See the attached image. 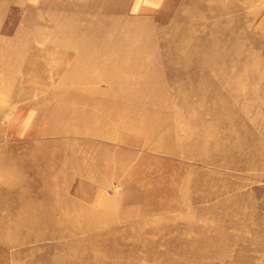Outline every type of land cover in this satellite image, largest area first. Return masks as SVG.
<instances>
[{"label":"rangeland","instance_id":"1","mask_svg":"<svg viewBox=\"0 0 264 264\" xmlns=\"http://www.w3.org/2000/svg\"><path fill=\"white\" fill-rule=\"evenodd\" d=\"M227 2L237 9L224 15ZM6 5L0 264H264V0H160L150 10L126 0ZM66 38L75 43L62 46ZM96 48L102 60L123 62L99 73L89 64L90 75L134 67L124 109L104 99L124 85L69 76ZM76 89L88 97L70 94ZM94 95L104 98L90 105ZM106 111L151 119L114 127L116 143L86 135L96 123L110 130ZM36 228L52 236L35 240Z\"/></svg>","mask_w":264,"mask_h":264},{"label":"bare ground","instance_id":"2","mask_svg":"<svg viewBox=\"0 0 264 264\" xmlns=\"http://www.w3.org/2000/svg\"><path fill=\"white\" fill-rule=\"evenodd\" d=\"M237 6H236V4L235 3H229V2H227V3H225V4H222L219 8H218V10L220 11V13H223L224 15L226 14V13H228V12H230L231 10H235V8H236ZM237 9V8H236ZM99 36V38H102V37H104L105 36V34H100V35H98ZM184 38H185V40H186V38H187V33H184V36H183ZM29 38V37H28ZM57 38V36L55 37L54 36V39H56ZM99 38H94V39H99ZM85 40V39H84ZM84 40L81 38L80 39V42H78V45H82L83 44V42H84ZM126 40V39H125ZM32 41H33V38L31 39V38H29V40H28V42H30V43H32ZM56 41V40H55ZM63 44H61L62 46H64V47H67V46H71L72 44H74L73 42H72V38H66L65 40L63 39ZM106 42H108V41H106ZM116 42V41H115ZM131 42V41H130ZM129 43V42H128ZM108 44V43H107ZM119 45V44H118ZM137 45V44H136ZM136 45H132V46H136ZM158 45V44H157ZM158 46H160V45H158ZM157 46V47H158ZM198 46H200V45H198ZM150 47V46H149ZM126 48H128V47H126ZM97 49V48H96ZM104 49H106V48H104ZM103 49V50H104ZM137 49H139V48H137ZM161 49H162V47H161ZM125 49H123V51L121 52V54H125L126 56H130L131 54H132V52L131 51H128V50H126V51H124ZM177 50H178V52H180V53H182V47H177ZM203 50L206 52V54H207V56H208V58L212 55V53L214 52V50H213V48H211V49H206V48H203ZM195 51V50H194ZM131 52V53H130ZM150 52V51H149ZM88 53H90V57L89 56H87L88 58H89V62H87V63H85V62H83V58L82 57H80L79 55V61H78V63H77V66L76 67H73L72 68V70H70V77L71 78H74V80L76 79L77 81H81V82H94V83H99V82H102L104 79H105V81H107L108 82V84H113L114 86H118V85H120V86H123L124 85V87H123V89H122V91L121 92H119V93H117L116 92V94H115V96L113 97H111L112 99H107L106 97L104 98V97H102V95L101 96H99V97H97L96 95H94V96H92L90 99L88 98L87 100H89V104L91 105V99H93L94 97H97V98H104L105 99V101H107V103H105L106 104V106L108 105V106H119L120 108H123L124 109V106L127 104L126 102H125V99L124 98H128V96H130V95H133V94H131V91H130V89L127 87V85H125L124 83H125V81L127 82V81H129L130 80V76L132 75L131 73H132V71L134 70V67H132V69H131V71H130V73L127 75H125L124 74V72H121V71H119V72H116V71H108V73L106 74V77H104L103 75H101V74H95L94 76H92V75H90V72L89 71H91L90 69H89V67L92 69L93 68V66L94 65H89V64H93V63H96V67H97V72L99 73L100 72V70H101V72H103L104 70V68H106L108 65H122V62H123V60H122V58H118V57H113V58H111V59H109V61L108 60H106V61H104V60H102L101 58H100V55L99 54H101V53H103V51L101 52L100 50H95V49H92V50H90V51H88ZM29 54V53H28ZM145 54H147V53H145ZM182 55V54H181ZM34 56H36V55H33L32 56V58H31V60L30 61H32V60H35V58H34ZM187 56V55H186ZM44 57V56H43ZM125 58V57H124ZM146 58V57H145ZM207 58V57H206ZM27 59H30V57H27ZM107 59V58H106ZM149 59H151V57H149V58H147L146 59V61L144 62V66H147L148 65V63H149ZM24 61H27V60H24ZM29 61V62H30ZM184 64V63H183ZM182 64V65H183ZM76 65V64H75ZM87 65V66H86ZM88 67V68H87ZM111 67V66H110ZM182 67V66H181ZM85 68H87V69H85ZM77 70V71H75V70ZM85 69V70H84ZM136 70V69H135ZM135 72V71H134ZM78 75V74H80V75H78V76H75V75ZM145 81H151L152 82V80H150V79H148V80H145ZM130 84L128 83V86H129ZM144 87H147L144 83L140 86V88L141 89H143ZM129 91V92H127V91ZM88 92V91H87ZM87 92H81L80 90H78V89H76L75 91H73V92H71L70 94H73V95H76L78 98L80 97L79 95L81 94V97H83L84 99L85 98H87L88 96H87V94H85V93H87ZM89 93V92H88ZM67 95V94H66ZM90 95V94H89ZM114 98H117L116 100L114 99ZM114 99V100H113ZM86 103H85V101H84V105H85ZM131 104V103H130ZM88 105V104H87ZM128 105V104H127ZM105 106V108H107ZM132 106H136V103L134 102V103H132ZM107 110H110V109H107ZM244 110L245 111H247L248 112V110H247V108H244ZM129 116H127L125 113L119 118V117H117V118H114L112 115H111V112L109 111V112H105V114L104 115H106V116H104L103 118H105V122H102V119H101V122L102 123H106V122H110V123H113V125L111 124V128H110V130H108V131H104L103 129H101L100 127H99V125L96 123V126H94V127H92V129H90L89 131H85L84 130V132L86 133V135H88V136H96V137H99V138H101V139H104V140H108V141H113V143H116V130L114 129V127H117V126H123L124 124H127L129 121H131L132 122V124L136 121V123H137V125L139 126V127H141V128H145V127H147V125H148V120L149 119H151V114H148V113H146L145 111H136V112H134V113H127ZM153 114V113H152ZM131 116V117H130ZM93 119H94V121H96V122H98L99 121V117L98 116H95V117H93ZM102 123H100V124H102ZM110 123H107V124H110ZM103 125V124H102ZM132 126H134V125H132ZM90 139V138H89ZM80 226H78L77 225V227H72V228H68V229H66V228H59L58 229V231H57V233L59 234V235H63V236H65L69 231H73V232H76L77 231V229L79 228ZM39 230H40V228H36L35 230H33L31 233H32V237L36 240H39V239H46V238H50L52 235H49L50 233H48V232H46V231H40L39 232ZM27 236V235H26ZM114 248V247H113ZM129 249H136V246L135 245H131V246H129L128 247ZM138 249V248H137ZM115 250L117 251L118 250V248H115ZM150 256H152V255H150ZM98 264H103V261L101 262V263H98ZM104 264H107V263H104ZM111 264H128V263H119V262H112ZM129 264H135V263H129Z\"/></svg>","mask_w":264,"mask_h":264},{"label":"crops","instance_id":"3","mask_svg":"<svg viewBox=\"0 0 264 264\" xmlns=\"http://www.w3.org/2000/svg\"><path fill=\"white\" fill-rule=\"evenodd\" d=\"M19 0H0V2H3V5H6V7L10 8L15 6V2ZM31 2H38L41 0H30ZM127 3L129 4V7L132 8V10H141V9H146L150 10V8L155 7L160 0H126ZM111 2V1H110ZM11 3V4H9ZM13 3V4H12Z\"/></svg>","mask_w":264,"mask_h":264}]
</instances>
